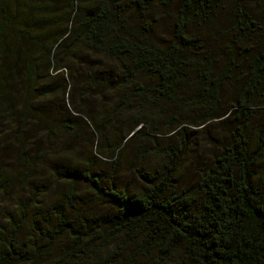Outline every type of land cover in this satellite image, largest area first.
<instances>
[{"label": "trees", "instance_id": "obj_1", "mask_svg": "<svg viewBox=\"0 0 264 264\" xmlns=\"http://www.w3.org/2000/svg\"><path fill=\"white\" fill-rule=\"evenodd\" d=\"M0 118V264H264V0H0Z\"/></svg>", "mask_w": 264, "mask_h": 264}, {"label": "rangeland", "instance_id": "obj_2", "mask_svg": "<svg viewBox=\"0 0 264 264\" xmlns=\"http://www.w3.org/2000/svg\"><path fill=\"white\" fill-rule=\"evenodd\" d=\"M158 28L161 29V27H158ZM155 30H157V28ZM225 93H226V96L229 97V95H231L230 94L231 88H229ZM150 107H152V111L155 114V122L159 125H163L162 122L164 120H166V118H167V116L165 114V113H167L165 110V107L161 104H152V105H150ZM170 113H174V112L171 111ZM258 114H260V113H258ZM2 123H3V118H0V124H1L0 128L2 127ZM210 124H209V126H210ZM13 125L15 126L14 122H10V123H7L4 125V127L6 129L8 128L7 133L10 134L8 136V145L9 146H4L5 147L4 151H5L6 156L8 155L10 157L12 156L11 150L15 149V147L12 145V143H13L15 136L17 135V133L14 135V132H13L14 126ZM195 132H197V133H191V134H189V136H186V139L188 138V140L190 142H193L191 144V149H192V153H193L194 158L196 159V161H198L197 164L200 165L201 162H205L207 165L208 163H210L213 160V157L218 153L219 147L221 146V144L224 143V140H225L224 139V133L222 132V130L218 126H215V125L211 126L209 129H207L205 131H202V129H201V130H198ZM192 136H197V137L193 140H190V138H193ZM9 140L11 141V144H10ZM0 143H3V142L0 141ZM137 144L138 143H135V145L132 147V152L135 151ZM64 151H66V149H64ZM59 152H60L59 148H56L54 146V143H53V145L50 149H46V158L48 160H53V159H55L56 155ZM123 164L124 163H119L118 167H120V168L123 167ZM104 166L106 167V165H104ZM116 169H117V166H116ZM125 173H129V172H125ZM118 177L123 181V180L131 178V175L122 174ZM133 181L127 182L124 185L129 187L130 189L131 188L135 189V187H137V184L139 185V183L135 179H133ZM80 191L82 193L84 191H86V186L84 184H80ZM11 192H12V190H11ZM10 203L11 202H10L8 195H4V196L0 195V220L7 214V211L11 210L12 203L11 204ZM140 261H141L140 264H149L147 259L146 260L141 259Z\"/></svg>", "mask_w": 264, "mask_h": 264}]
</instances>
